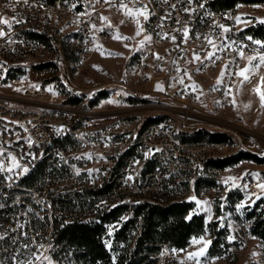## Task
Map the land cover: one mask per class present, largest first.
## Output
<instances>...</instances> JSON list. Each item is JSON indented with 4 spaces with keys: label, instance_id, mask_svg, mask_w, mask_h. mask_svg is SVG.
<instances>
[{
    "label": "built area",
    "instance_id": "2783aa9c",
    "mask_svg": "<svg viewBox=\"0 0 264 264\" xmlns=\"http://www.w3.org/2000/svg\"><path fill=\"white\" fill-rule=\"evenodd\" d=\"M147 0H81L83 10L70 11L67 2L62 0H0L9 6H15L12 23H0V86L14 82H28V70L35 73L42 82L47 72L38 70V63L47 60L59 62V70L66 69V58L61 55L60 40H66L68 30L80 28L74 51H81L77 67L85 61L86 36L102 34L103 12L112 9L121 16L125 24L131 23L129 13L139 15L142 24H150L153 30L152 49H145L143 42V61L138 65L137 73L144 75L146 70H155L154 103L133 104L122 100L123 92H135L126 88L125 74L116 83L121 94H111L109 98L125 104L124 110L148 108L168 115V122L149 125L146 132H138L141 113L117 116L105 126H88L90 118L86 112L73 113L76 106L50 104L46 108L31 111L35 117L26 119L24 109L4 114L0 110V170L4 173V183L0 185V264H88L82 259H69V247L66 242L58 241L56 234L47 232V223L34 219V207H42L43 213L57 216L58 222H92L100 214L109 212L118 206H126L127 213L111 224H105L103 236L112 257L115 256L113 242L123 222L133 220L134 208L139 204H157V201H136L139 182H147V188H154V194L162 195L161 180L157 178L156 167L163 163L164 154H172L174 180L169 189L177 191V200H191L185 197L186 182H193L203 176L206 160L192 157L193 147L211 149L207 143H170L166 127L177 123L179 129L215 127L216 118L211 111L203 110L198 104L199 92L189 77H183L188 68V59L192 55L208 53L209 58L202 63L200 71L205 73L222 62L227 68V76H222L217 84L216 93L224 96V105H228L234 78L238 71L237 53L247 51L254 56L264 55V44L255 43L252 37H236V9L230 12L215 11L210 7L213 0H157V12H147ZM128 12V13H127ZM147 17V18H145ZM25 29H42V36L50 40L46 45L37 38L25 36ZM227 29V31H225ZM163 43H170V50H163ZM39 49L47 52L44 62H27V50ZM21 64L27 70V79L11 78L8 66ZM82 90L71 93L82 94ZM45 95L40 87H30L18 97L36 105L34 100ZM139 95L145 96L144 93ZM85 102L90 99V92ZM31 99V100H29ZM187 99L183 107L175 103ZM81 105H85L84 103ZM79 108V106H78ZM97 108V107H96ZM95 108V109H96ZM136 112V111H135ZM79 126L75 127L77 124ZM154 127H161V135H154ZM64 135V142L55 143V136ZM100 136L113 138L115 148H106L100 143ZM140 143V150L129 153V146ZM238 149L239 146H238ZM48 150L46 173L31 186L22 183V175H28L38 162V151ZM148 158H155V169L143 173V164ZM224 157H209L219 159ZM66 167H77V175L66 174ZM24 169H27L25 172ZM232 167L216 171L219 176L227 174ZM109 170H120L119 178H109ZM262 180L256 174L241 177L237 186L242 193L251 191ZM205 190L203 194L209 193ZM194 197V195H193ZM2 203H9V210H2ZM161 205V204H158ZM138 227L142 218H136ZM116 225L110 233L108 226ZM140 228L133 229L129 247H135V237ZM247 234V233H245ZM170 249L164 246L160 254ZM155 256V259H156ZM114 260V257H113Z\"/></svg>",
    "mask_w": 264,
    "mask_h": 264
},
{
    "label": "rangeland",
    "instance_id": "374dc122",
    "mask_svg": "<svg viewBox=\"0 0 264 264\" xmlns=\"http://www.w3.org/2000/svg\"><path fill=\"white\" fill-rule=\"evenodd\" d=\"M72 6L76 7V4L72 3ZM15 10V6L0 2V23H4L5 20L12 23V14ZM128 15L132 17V20L131 23L125 24L122 17L117 15L114 10L106 8L101 23L104 33H94L91 36L92 50L85 57L84 63L77 67V65L68 62L66 69L61 70V72L59 66H56L54 72L47 73V79H54V81L42 82L34 72L28 70V82H14L0 86V110L4 111L5 115H9L19 109H24L26 111L25 118L31 119L36 116L35 113L31 115L33 114L31 111L46 108L50 104L65 106L66 93H70V88L82 90L84 95L88 92L91 94L98 91L100 92L98 93L99 97L104 93L109 95L121 94V88L116 83L124 74L128 80L130 79L128 85L131 90L145 94V96H141L144 97L142 99L133 97L134 99L148 100L147 103H154L152 94H155L156 71H144V74H149V80L147 81L144 78L145 75L141 77L137 73L138 67H134L143 42H153V34L142 25L139 15L132 13ZM236 18L237 28L241 30L263 22L264 4L239 5L236 9ZM70 30H68L66 40L72 34ZM169 44L163 43V50H170ZM241 52H243V56H241ZM261 56L264 55L254 56L247 51L237 53V61L239 62L237 73L247 69L244 75L248 76V80H244L243 76L236 74L231 92V104L228 105H224L223 98L216 93L217 84L226 73L224 62L203 73L199 69L202 67V63H205L209 58L208 53L189 57L188 68L184 71L199 92L198 104L203 110L212 112L211 116L217 119L215 120V127L221 128L202 129L221 132L235 140L234 146L230 145L229 148L224 149H204L205 152L218 157H228L243 151L264 159V101L261 100V96L264 95V81L261 79L264 77V63L259 61ZM248 57H254L255 59L249 63ZM47 58L48 53L44 51L39 53V50L28 53L25 57L27 62H31V64L44 62ZM53 61L47 60L44 63H38V66ZM8 67H15L17 70L23 71L25 77L21 79H27V70L21 64H13ZM30 87H40L45 92V95L33 98L39 101L36 105L18 99L20 94ZM129 93H122L123 101L130 99ZM71 95L79 94L71 93ZM137 103L144 104L146 102ZM186 103H190V101L184 99L175 104L183 107ZM124 106L125 104L115 102L107 97L101 101L96 109L79 105V108L76 106L71 110V115L86 112V117L90 118L87 125L97 127L105 126L115 117L132 112L149 113L140 119L141 122L144 119L147 122L153 119L154 116H160L161 122H168V115L163 114V112L150 114L154 110L148 108L124 110ZM169 127L172 128L173 133L177 134L178 138L182 133H190V129H179L177 123H170ZM201 151L202 149H198L192 151V153L197 154ZM246 174H256L262 180L251 191L242 193L238 190L237 183ZM215 182L216 185L209 193L196 195L194 190V197L192 195L191 198V202L195 204L196 213L205 217L206 234L193 238L186 249L165 250L163 256L157 257V264H264V244L260 243L252 234H245L241 226L243 221L251 224L247 219V214L260 199L264 198V163L256 164L242 161L233 166L227 174L217 175ZM238 194L242 195L243 199L234 204L229 197L234 199ZM212 225L224 230L226 233V241L230 247L226 248L223 256L210 257L208 254L212 242L210 236ZM116 228V225L108 226V231L113 233ZM106 249L109 252L108 246H106ZM113 257L115 260L116 256ZM233 260H235L234 263Z\"/></svg>",
    "mask_w": 264,
    "mask_h": 264
},
{
    "label": "trees",
    "instance_id": "16d2710c",
    "mask_svg": "<svg viewBox=\"0 0 264 264\" xmlns=\"http://www.w3.org/2000/svg\"><path fill=\"white\" fill-rule=\"evenodd\" d=\"M55 1V0H51ZM67 3L76 4L78 9L79 1L81 0H62ZM264 4V0H213L210 7L215 11L234 10L239 5H254ZM253 39L264 44V21L256 25H251L242 30ZM27 36L37 38L46 45L50 44V40L42 36V34L26 32ZM72 45L65 43L64 53L67 62L77 65L79 60L77 53L72 50ZM56 64L48 63L38 66V70L46 67L56 68ZM22 75V71H10L9 77L18 78ZM67 98L65 104L79 106L85 104L87 108H96L101 101L109 97L108 93L97 96L95 100L85 102L84 95H71L66 93ZM129 103L147 102L148 100H137L129 97ZM161 119H150L146 122L147 125L158 124ZM77 124L75 127L79 126ZM180 140L188 143H197L207 140L209 142H224L233 145L235 140L224 133L213 132L208 129H198L191 133H182ZM64 142V141H62ZM58 141L57 143H62ZM242 161H249L256 164H263L264 159L255 154L248 152H239L236 155H231L219 159H207L203 170V176L196 179L194 185L195 194H203L205 190H211L216 184L218 170L227 167H233ZM148 166V165H147ZM152 167V164L150 165ZM46 173V163L42 161L37 169L23 180L27 186H31L38 182V178ZM170 193V194H169ZM171 192L167 193L166 199L161 202L159 197H153L157 204H139L134 208L133 220L123 222L121 228L116 233L115 241L113 242V250L116 259L110 252L107 251L103 242V236L106 232L105 224H111L119 221L126 213V206H118L109 212L100 214L98 220L95 221H73L70 223L58 222L55 220V234L58 241L66 242L78 259L91 264H157L156 255L160 254L164 246L170 249L183 250L186 249L193 238L200 237L206 234V220L202 214H197L195 204L191 201H173ZM231 201L236 202L243 199V196L238 194ZM159 201V202H158ZM167 201V202H166ZM161 204V205H158ZM141 217L142 223L138 227L136 218ZM247 219L251 222H241L248 225V233L255 236L260 243L264 244V198L260 199L247 214ZM140 228V234L135 237V247L131 250L129 243L132 240L131 233L133 229ZM210 236L212 238L211 246L208 250L210 257L223 256L226 248L230 245L226 241V233L224 230L218 229L215 225L211 227ZM71 251V250H70ZM156 256V259H155ZM81 257V258H80ZM235 260H233V263Z\"/></svg>",
    "mask_w": 264,
    "mask_h": 264
},
{
    "label": "bare ground",
    "instance_id": "6f19581e",
    "mask_svg": "<svg viewBox=\"0 0 264 264\" xmlns=\"http://www.w3.org/2000/svg\"><path fill=\"white\" fill-rule=\"evenodd\" d=\"M67 9L70 11L83 10V2H80L78 4V9H76V7H73L72 4L69 2V3H67ZM146 9H147V12H157V0H147L146 1ZM220 12H230V10L220 11ZM142 25L145 28H147V30L149 29L150 30L149 32H151L153 34V30H152L150 24H142ZM70 31H72V34L69 35L68 40H60L61 55L64 58H66L65 53H64L65 43H69L70 45L75 47L77 45V38H78V36H80V28H72ZM26 32H30V33L35 32L38 34H42V29H25V36H27ZM234 34H236V37H244V36L250 37L246 34H243L242 30L238 29L237 27H234ZM91 41H92L91 36H86V48H87L88 52H86L85 57H87L92 50V42ZM152 46H153V42H148V41L145 42V49H152ZM37 50H39V49H28L27 54L28 53L30 54L31 52L37 51ZM76 53H77L78 58H81V51H76ZM142 61H143V50H141L139 56L135 60L134 67H138V65H140ZM52 63L56 64L57 67L59 66V62L53 61ZM67 63L68 62L66 60V64ZM19 69H21V68H19ZM42 70H51V72H54L53 67H46ZM10 71H18V70L15 67L14 68L8 67V73ZM51 72H47V73H51ZM144 75H145L144 76L145 80L148 81L149 80V74H144ZM129 76H130V74H129ZM225 76H227V68H226ZM22 77L24 78L25 75L22 74L20 76V79ZM141 77H142V75H141ZM183 77H188L184 70H183ZM125 79L128 80L127 77H125ZM129 81H130V79H129ZM118 87L121 88L120 86H118ZM126 88H129L131 90V88L128 85V81H126ZM131 91H133V90H131ZM137 92H130V93L133 97H137L140 99L144 98V97H141L142 95H139V93H137ZM98 93H100V92L95 91V92L91 93L90 99H95L98 96ZM74 94H76V93H74ZM221 97L224 100V96H221ZM198 99H199V95H198ZM230 99H231V96H228V104H231ZM153 119H161V118H160V116H154ZM145 121H146L145 119L142 120V122H141V120H139L138 132H146V130H149V125H147ZM166 134H167V136H169L170 143H181V140L178 138L177 134L173 133L172 128H170L169 126L166 127ZM154 135H161V127H154ZM58 141H61V142L64 141V135L55 136V143H57ZM100 143H106V148H115V141L113 138H107V136H100ZM197 143L210 144V145H212V148H214V149L229 148V145L224 143V142H209L207 140H203V141H199ZM198 149H202V148L201 147H193L192 151H195ZM136 150H140V143H133V146H129V153H136ZM205 150H210V149H205ZM239 150L240 149H238V151ZM202 151H204V149H202ZM202 151L198 152L197 154H193L194 153L193 152L192 157H201V160H207V159H209V157H218V156L212 155L211 153H207L205 151L202 152ZM47 157H48V150L38 151V162L36 163L35 166L32 167V169L30 170V173H28V175H22V183L26 177H28L31 173H33L37 169L38 165L42 161H44L46 163V159H48ZM165 163H174V158H172V154H164L163 163H158L157 167H156L157 178L161 180V189H162V192H165V193H162V195L158 196V194H154V188H147V182H139V189H147V191L137 192L136 201H155L152 198L153 197H159V200L161 202H163L166 199L168 192L172 193L171 198L173 197V199H172L173 201L177 200V191L169 189V185H172L173 180H174L173 166H167V165H165ZM151 164H152V167H150ZM154 169H155V158H148V163L143 164V173L153 172ZM66 174L77 175V167H66ZM119 177H120V170H109V178H119ZM2 183H4V173H3V170H0V185H2ZM237 188H238V190L242 191V186H237ZM193 192H194L193 182H186V186H185V197H186V199H191ZM183 201H191V200H183ZM2 210H9V203H2ZM34 219L36 220V222H39V223H47V232H49L50 234H55V220L58 219L57 216H49V218H48V215L43 213L42 207H34ZM241 226H242L243 232L247 233L248 232V226L245 223H242ZM69 259H78L72 250L69 252ZM87 263L91 264L89 262H87Z\"/></svg>",
    "mask_w": 264,
    "mask_h": 264
},
{
    "label": "snow or ice",
    "instance_id": "6c2138e0",
    "mask_svg": "<svg viewBox=\"0 0 264 264\" xmlns=\"http://www.w3.org/2000/svg\"><path fill=\"white\" fill-rule=\"evenodd\" d=\"M145 18H147V17H145ZM3 22L8 23L6 20ZM225 31H227V29H225ZM137 34H139V33H137ZM0 35H3V33H0ZM255 43L259 44L260 42L256 41ZM241 56H243V52H241ZM196 58L198 59V57H196ZM253 59H255V58L254 57H248L249 63H251L253 61ZM259 61H260V63H264V56L259 57ZM245 71H247V69L242 70L241 72L237 73V75H241V76H243L244 80H248V76L244 75ZM261 79H262V81H264V77H262ZM261 100L264 101V95L261 96ZM24 171L26 172L27 169H24ZM190 255H195V254H190Z\"/></svg>",
    "mask_w": 264,
    "mask_h": 264
},
{
    "label": "crops",
    "instance_id": "0c3cea01",
    "mask_svg": "<svg viewBox=\"0 0 264 264\" xmlns=\"http://www.w3.org/2000/svg\"><path fill=\"white\" fill-rule=\"evenodd\" d=\"M22 74H23V72H22ZM128 93H129V92H128ZM129 95H130L131 98H133V96H131V93H129Z\"/></svg>",
    "mask_w": 264,
    "mask_h": 264
}]
</instances>
